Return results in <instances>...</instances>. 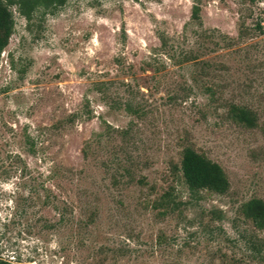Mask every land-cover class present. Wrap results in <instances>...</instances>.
I'll return each instance as SVG.
<instances>
[{
	"label": "rangeland",
	"instance_id": "obj_1",
	"mask_svg": "<svg viewBox=\"0 0 264 264\" xmlns=\"http://www.w3.org/2000/svg\"><path fill=\"white\" fill-rule=\"evenodd\" d=\"M10 9L0 259L264 264V229L243 214L264 200V0H64L29 18ZM232 105L257 126L235 123ZM186 146L222 167L226 194L189 192L174 169Z\"/></svg>",
	"mask_w": 264,
	"mask_h": 264
},
{
	"label": "trees",
	"instance_id": "obj_2",
	"mask_svg": "<svg viewBox=\"0 0 264 264\" xmlns=\"http://www.w3.org/2000/svg\"><path fill=\"white\" fill-rule=\"evenodd\" d=\"M64 0H0V61L1 55L9 44V40L14 30V17L11 11L13 5H18L20 12L29 18L38 8H49L55 4H61ZM200 9L194 6L193 20L200 22ZM262 31L261 25H258ZM163 47H167L165 41ZM188 60V57H183ZM229 117L238 124L248 128L257 126L258 118L249 108L232 105L229 111ZM180 171L184 181L192 195L201 191L208 190L217 194H226L230 188L229 180L222 167L198 153L193 147L186 146L182 152L181 167H174ZM169 198V197H168ZM168 199H163L160 205L170 206ZM167 202V203H166ZM243 214L251 219L258 229H264V200L252 199L245 204ZM0 264H20L0 259Z\"/></svg>",
	"mask_w": 264,
	"mask_h": 264
}]
</instances>
